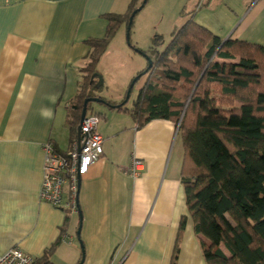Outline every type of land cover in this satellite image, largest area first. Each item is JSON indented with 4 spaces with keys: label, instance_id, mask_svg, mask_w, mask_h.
<instances>
[{
    "label": "crops",
    "instance_id": "0c3cea01",
    "mask_svg": "<svg viewBox=\"0 0 264 264\" xmlns=\"http://www.w3.org/2000/svg\"><path fill=\"white\" fill-rule=\"evenodd\" d=\"M143 3L0 0V255L20 250L34 264H206L182 181L180 126L165 119L141 124L125 110L127 98L94 95L103 80L86 73L111 44L122 47L126 20ZM174 3L173 15L162 20L170 35L192 21L223 42L264 47V0ZM110 17L123 21L94 56L89 42L105 39ZM138 76L130 89L140 81L141 91L147 77ZM88 81L95 87L84 90L86 118L97 119L103 154L80 181L72 212L41 201L40 191L47 146L68 158L78 143L83 108L76 111L75 101Z\"/></svg>",
    "mask_w": 264,
    "mask_h": 264
},
{
    "label": "trees",
    "instance_id": "16d2710c",
    "mask_svg": "<svg viewBox=\"0 0 264 264\" xmlns=\"http://www.w3.org/2000/svg\"><path fill=\"white\" fill-rule=\"evenodd\" d=\"M110 21L105 39L89 42L94 56L123 20ZM160 46L154 38L155 57L140 73L147 80L131 112L143 125L165 119L180 126L182 181L206 264H264V47L223 43L192 21Z\"/></svg>",
    "mask_w": 264,
    "mask_h": 264
},
{
    "label": "rangeland",
    "instance_id": "374dc122",
    "mask_svg": "<svg viewBox=\"0 0 264 264\" xmlns=\"http://www.w3.org/2000/svg\"><path fill=\"white\" fill-rule=\"evenodd\" d=\"M174 5V0H148L146 6L135 16L130 32L124 34L122 47L111 44L105 55L102 54L92 62L95 72L101 76L104 83L102 89L95 91L94 95L122 103L127 101L131 90L124 107L125 110L133 108L140 93L138 89L140 81L133 89L130 87L136 77L147 68L150 57H155L154 51L150 49L153 47V39L156 37L160 39V49L162 42L164 46L172 41V35L169 34L171 29L167 28L169 21L164 23L162 20L164 14L166 18L173 15ZM121 48H124L126 54L121 52ZM133 73L137 74L128 80L129 75ZM127 80L130 81L128 84ZM92 107L96 112L99 104L94 103Z\"/></svg>",
    "mask_w": 264,
    "mask_h": 264
},
{
    "label": "built area",
    "instance_id": "2783aa9c",
    "mask_svg": "<svg viewBox=\"0 0 264 264\" xmlns=\"http://www.w3.org/2000/svg\"><path fill=\"white\" fill-rule=\"evenodd\" d=\"M203 2L201 0L200 4ZM96 126L95 117L83 120L78 143L68 158L58 156L51 146H47L41 201L55 208L77 211L80 181L87 177L90 167L103 154L102 138L96 133ZM140 165L135 161V170H139ZM0 264H34V259L20 250H12L0 255Z\"/></svg>",
    "mask_w": 264,
    "mask_h": 264
},
{
    "label": "water",
    "instance_id": "95a60500",
    "mask_svg": "<svg viewBox=\"0 0 264 264\" xmlns=\"http://www.w3.org/2000/svg\"><path fill=\"white\" fill-rule=\"evenodd\" d=\"M146 1H147V0H144L143 5H142L138 10L134 11L133 14L131 15V17H130V21H129V27H128L129 30H131V26H132V24H133L134 17L136 16L137 12L140 11V10L143 8V6H144V4L146 3ZM223 43H224V42H223ZM151 66H152V61L150 60V62H149V66H148V69H149ZM138 79H139V76L135 79V81H137ZM135 81L133 82L132 87H133ZM128 98H129V95L127 96V99H128ZM92 101H93V102H99L100 100H98V99H93ZM92 101H91V102H92ZM89 102H90V100H86V101L84 102L83 111H82V118H81V119H82L81 124H82L83 120L86 118V114H87V110H88V103H89ZM78 130H79V135H80L81 125H80V127L78 128ZM83 261H84V260H82V262H83ZM82 262H81V263H82Z\"/></svg>",
    "mask_w": 264,
    "mask_h": 264
},
{
    "label": "clouds",
    "instance_id": "9594fccd",
    "mask_svg": "<svg viewBox=\"0 0 264 264\" xmlns=\"http://www.w3.org/2000/svg\"><path fill=\"white\" fill-rule=\"evenodd\" d=\"M47 114V113H46Z\"/></svg>",
    "mask_w": 264,
    "mask_h": 264
}]
</instances>
